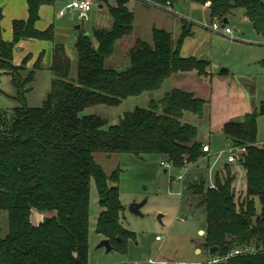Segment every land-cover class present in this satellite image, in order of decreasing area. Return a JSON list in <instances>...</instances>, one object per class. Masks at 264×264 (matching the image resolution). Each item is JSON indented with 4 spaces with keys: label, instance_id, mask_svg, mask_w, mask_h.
Here are the masks:
<instances>
[{
    "label": "trees",
    "instance_id": "16d2710c",
    "mask_svg": "<svg viewBox=\"0 0 264 264\" xmlns=\"http://www.w3.org/2000/svg\"><path fill=\"white\" fill-rule=\"evenodd\" d=\"M31 0L27 21L14 22V40L2 36L0 7V74L10 76L16 105L0 110V210L8 212L9 229L0 231V264H89L90 202L94 180L101 211L96 229L109 238L113 248L126 250L135 232L122 223L125 206L121 200L120 167L108 174L95 159V152L159 154L172 167L187 169L210 156L199 138V127L184 121L186 112L202 116L208 100L193 91L174 87L148 107L125 111L117 123L86 108L120 105L130 96L160 89L178 72L197 70L208 75L210 61L183 56L181 46L191 35L192 24L182 19L177 40L173 34L154 27L152 40L138 39L123 67L107 65L119 40L134 30L136 15L129 0L108 5L114 19L111 28L95 27L92 34L79 35L75 46L77 76H71L72 59L63 43H54L51 89L41 105L28 103L39 64L28 69L13 63L15 43L22 37L54 40V30L34 27L41 3ZM178 0H145L148 5L172 9ZM210 3L211 19L222 20L243 8L253 27L264 34V0H190ZM96 41V43H95ZM264 100L242 121H228L223 134L239 153L247 186L237 196L233 164H224L225 175L216 171V187L199 175L187 189L205 208L207 225L204 247H219L224 256L236 247H253L255 252L227 258L225 264H264V147L258 143V117ZM161 160V161H162ZM111 181V182H110ZM245 193V194H244ZM244 194V195H243ZM260 203V207L257 203ZM55 211L35 224L32 210ZM164 264H188L168 261ZM190 264H215L209 261Z\"/></svg>",
    "mask_w": 264,
    "mask_h": 264
},
{
    "label": "rangeland",
    "instance_id": "374dc122",
    "mask_svg": "<svg viewBox=\"0 0 264 264\" xmlns=\"http://www.w3.org/2000/svg\"><path fill=\"white\" fill-rule=\"evenodd\" d=\"M109 1L112 4L117 2V0ZM129 1L131 2V8L135 11L136 27L132 35L117 43L113 56L107 59V65L111 67H123L129 64L130 40L132 41L139 35L143 39L150 40L153 25H165L169 22L168 18L162 15L164 14L163 12L153 7L143 8L138 3L136 4L135 0ZM175 6L176 11L183 15L197 21L212 24L208 10L202 4L179 0ZM101 10L99 2L93 0L92 9L88 12L90 18L85 20L83 25L81 24V30L84 33L92 34L91 31L98 15L104 12ZM105 14L106 12H104ZM187 22L191 24L189 20ZM229 26L234 27L235 32L246 30L247 25L243 20L241 11H238L236 17L230 19ZM241 35L244 34L242 33ZM222 44L223 47H226V41H222ZM69 47L70 49L71 47L73 48V46ZM228 58L229 55L226 56V61ZM71 59H73L71 76L76 78L78 57ZM260 66L261 63H258V65L254 64V71ZM255 82L254 88L258 95L257 101L254 102L253 100L250 102L248 100L244 104L236 101V105H243L247 108L259 107L261 100H264V77H260ZM170 85L171 83L167 79L158 90L146 91L138 96H130L117 106L93 105L86 108L84 114H98L107 118L109 124L117 123L125 111L137 106L148 107L151 99L162 98L170 90ZM42 97L40 88V90L33 93L35 101L31 100L30 104L41 105ZM0 98H2L1 95ZM239 98L242 99L241 96ZM225 101L227 100H222L219 96L213 102L210 111L205 110L202 116L186 112V117L184 118V121L196 124L199 127L201 139L209 140L213 150L222 151L221 155H216L212 158L209 167L207 162L203 160L198 165H189L187 169H179L172 166L167 168L161 164L163 156L159 154L137 155L130 152H95L96 161L103 166L108 174L120 167L119 185L121 200L125 206L122 213V223L135 232V237L128 241L126 250L113 248L107 251L106 247L98 246L103 238L96 229L101 206L99 204L98 189L93 180L90 202L89 264H159V262H150V259L190 264L209 261L213 258L210 251L204 247L205 237L203 235L204 232L201 231L205 230L207 225L205 208L198 204L197 196L192 194L187 189V186L195 181V173L200 176L204 174L209 182L214 181L216 170L225 175L224 164L228 162V149L232 144L231 140L224 134L221 133L222 135H220L222 125L217 117L225 114L228 110H234L233 104ZM10 103L12 104L11 99H0V110L13 107L10 106ZM13 105L15 106L16 104L14 103ZM210 112L211 116L209 115ZM257 140L264 147V114L258 117ZM234 170L236 172L235 186L237 187V196H240L241 192H243L242 190H246V175L244 168L240 165L235 164ZM179 174L183 175L182 180L177 179ZM144 199H146V202L140 208V213L130 210L131 203L141 202ZM257 206L260 207L259 202ZM8 229V212L0 210L1 235H5ZM157 235L160 237L159 239H157ZM197 248H201V251H197Z\"/></svg>",
    "mask_w": 264,
    "mask_h": 264
},
{
    "label": "crops",
    "instance_id": "0c3cea01",
    "mask_svg": "<svg viewBox=\"0 0 264 264\" xmlns=\"http://www.w3.org/2000/svg\"><path fill=\"white\" fill-rule=\"evenodd\" d=\"M30 1L31 0H0V7L3 14L1 25L2 36L4 40H14V22L16 20L27 21L29 19ZM65 1L66 0H52L41 3L38 9L39 17L34 23V27L38 30H46L48 27L52 26L54 30V40L35 37H22L15 43L12 58L15 65L25 64L28 69H31L39 64V68H37V77L33 83V88L27 96L29 104L31 100L35 101L33 98V93L35 91H38L41 88L43 96L41 102L43 103L51 89L52 80L54 77L51 69L54 60V43H63L70 58H76L77 56L75 43L79 35L84 34V31L81 30V24L83 25L85 20L90 18L88 15L90 10L87 12L66 11L64 15L60 16L58 15V9L62 7ZM97 1L99 2L100 8L102 9L101 11L106 12V14L104 15V12H102L98 15L93 29L95 27L111 28L114 19L109 11L108 5H116L117 2L112 4L109 0ZM135 1L136 4L138 3V5L142 6L143 8L153 7L164 13L162 15L167 17L169 22L165 25H153L152 32L154 27L164 28L173 34L175 42H177L183 30L182 19L187 21L189 20L192 24L193 33L187 36L183 41L181 46V54L183 56H196L200 59L210 61L211 71L208 75L200 74L197 70L175 73L170 78H168V81L171 83L170 89L179 87L185 90L193 91L197 96L208 100V103L205 106V110L208 111L211 110L213 102H215L219 96L222 100H227L225 101L226 103L233 104V111L228 110L225 114L217 117L221 121L220 123L222 125L220 135L223 134L222 128L226 122L242 121L245 119V116L248 112L258 108L257 106L247 108L243 105H236V101H239L242 104L248 102V100L250 102L253 100L256 102L258 95L256 93V89L254 88L256 84L255 81L260 77H264V34L258 32L253 27L243 8L236 9L234 13L228 17L229 22L227 24L230 25V19L236 17L238 11H241L243 20L247 25L246 30L235 32L233 27V31L229 34L224 32V30L218 31L212 29L211 24L205 23L203 21H197L196 19L177 12L175 5L172 7V9L165 10L160 7L148 5L144 0ZM186 1L192 2L190 0ZM130 4L131 2L129 1L127 5L131 10H133ZM202 5L207 8L209 17L211 19L209 7L210 3L208 2ZM216 20L219 19H211L212 23ZM135 27L136 19L134 30ZM134 30L126 37L132 35ZM240 33H243L244 35H241ZM233 35H235V37H233ZM126 37L119 40L118 43L126 39ZM140 38L143 39L142 36L139 35L132 39V41L130 40L129 50L135 46L137 40ZM144 40L150 41L152 40V37L150 40ZM222 41H226V47L222 46ZM69 46H73V48H75L73 49L71 47L70 49ZM228 55L229 58L226 61V56ZM258 63H261V66L260 68L255 69L256 71H254L253 65H258ZM15 92V87L10 76L6 74H0V95L2 96L0 99H11L12 104L10 103V106H14L13 104H16V100L13 98ZM239 96H241L242 99H240ZM209 115L211 116V112ZM185 117L186 113L184 118ZM199 138L201 139L200 135ZM205 143H209L211 147V151L208 152L211 164L212 158L215 157L216 153L219 151L213 150L212 144L209 140L205 141ZM203 160L205 159H202V161ZM232 164L235 165L236 163ZM198 176L199 174L195 173L194 177L198 178ZM51 214H56V212L39 211L38 209L34 208L32 210L31 219L33 223L38 224L44 219L45 216ZM157 237L159 236L157 235ZM154 261L156 263L159 262V264L167 262Z\"/></svg>",
    "mask_w": 264,
    "mask_h": 264
},
{
    "label": "built area",
    "instance_id": "2783aa9c",
    "mask_svg": "<svg viewBox=\"0 0 264 264\" xmlns=\"http://www.w3.org/2000/svg\"><path fill=\"white\" fill-rule=\"evenodd\" d=\"M92 4H93V0H66L65 3L62 5V7H60L58 9V15L62 16L65 14L66 11L87 12V11L92 9ZM223 24L224 23L222 20H216L211 24V27L214 30H218V31L224 30V32L230 34L233 31V28L227 24L226 25H223ZM203 149L206 152H210L211 147H210L209 143H206L203 146ZM228 150H229L228 162L237 163L239 161V153L242 151H245V148L244 147H235V146L231 145ZM221 154H222V151L216 153V155H218V156ZM161 164L167 168L171 167V164L166 160H162ZM177 179L182 180L183 175L179 174L177 176ZM210 187H212V188L216 187L215 181L210 182ZM157 238H160V237H157ZM255 251L256 250L253 247H247V248L236 247V248L230 250V252H228V254H226L224 256H220V255L214 256L213 258L210 259V262H213L215 264H220L221 262L225 261L227 258H229L231 256L242 255V254H246L248 252H255ZM149 261L152 263L155 262L153 259H150ZM134 264H138V263H134Z\"/></svg>",
    "mask_w": 264,
    "mask_h": 264
},
{
    "label": "water",
    "instance_id": "95a60500",
    "mask_svg": "<svg viewBox=\"0 0 264 264\" xmlns=\"http://www.w3.org/2000/svg\"><path fill=\"white\" fill-rule=\"evenodd\" d=\"M229 22L228 17L223 19V25H226ZM139 106H137L136 108H138ZM146 199H144L141 202H133L130 205V210H132L135 213H140V208L145 204ZM159 217H161V215H159ZM202 232H204V230H201ZM99 247H106L107 251H110L113 249V244L111 243L109 238H102V240L100 241ZM197 251H201V248H197ZM219 247L217 245L211 246L210 248V254L214 255L217 254ZM220 264H225V262H221Z\"/></svg>",
    "mask_w": 264,
    "mask_h": 264
}]
</instances>
